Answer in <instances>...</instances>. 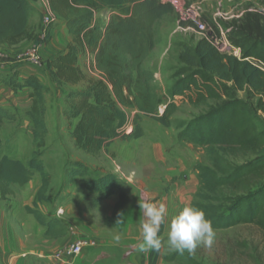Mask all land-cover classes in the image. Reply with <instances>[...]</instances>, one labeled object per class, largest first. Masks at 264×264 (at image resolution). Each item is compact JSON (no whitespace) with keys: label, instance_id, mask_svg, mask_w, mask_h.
<instances>
[{"label":"trees","instance_id":"trees-1","mask_svg":"<svg viewBox=\"0 0 264 264\" xmlns=\"http://www.w3.org/2000/svg\"><path fill=\"white\" fill-rule=\"evenodd\" d=\"M37 2L0 0V46L50 43L52 25L45 28L40 41L30 33V16ZM49 8L62 21L71 44L39 66L54 85L77 86L85 80L79 56L90 52L91 68L99 75V79H89L85 88L66 95L71 100L66 117L75 122L71 133L74 147L97 154L115 139H139L137 124L130 133L122 130L127 124L125 109L151 117L164 128L176 127L179 139L207 149L210 156V166L196 168L199 201L191 206L203 210L215 230L251 225L264 231V25L260 26V20L248 15L242 23H222L229 43L240 51L239 58L219 53L205 38L194 45L181 43L174 81L167 91L169 101L159 114L153 73L143 65L155 49L157 24L174 14L170 4L159 0H49ZM98 12H110L108 21L96 18ZM7 74L0 77V84L26 102L33 144L41 149L47 135L45 87L36 74L22 76L18 70ZM176 97L204 109L188 122L176 121ZM15 120V113L0 103V126ZM38 157L35 154L23 164L3 156L0 139V198L5 200L12 194V185L24 186L37 173L41 184L36 200L51 201L45 196L50 177ZM232 157L251 158L237 165L229 159ZM67 172L70 177L92 176L82 185L97 196L96 203L117 196L105 219L107 226H114L129 201L119 178L92 173L80 163ZM27 212L51 237L68 231L57 220H43L30 207ZM162 231L163 225L160 236ZM159 257L160 251L150 250L149 264H156ZM164 260L198 264L186 253L175 252Z\"/></svg>","mask_w":264,"mask_h":264},{"label":"rangeland","instance_id":"rangeland-1","mask_svg":"<svg viewBox=\"0 0 264 264\" xmlns=\"http://www.w3.org/2000/svg\"><path fill=\"white\" fill-rule=\"evenodd\" d=\"M35 10L30 16V33L35 41H40L48 24L42 16L46 11L54 18L49 9V0H37ZM183 9H191L208 25L216 24L224 31L222 23L237 20L242 23L248 15L257 17L260 26L263 19L255 13L244 12L249 8L264 5V0H177ZM110 13V12H109ZM108 12H98L96 18L108 21ZM237 13V17L231 18ZM215 21V22H214ZM52 40L42 47L26 41L17 47L0 46V55L8 58L0 69V77L7 76V71H29L37 73L45 87V122L47 135L45 146L36 149L30 133L31 125L25 116L27 104L21 97H14L12 91L0 84V102L15 113V122H5L0 126L1 155L26 164L37 154L50 177V184L45 196L50 202H37L36 193L41 181L37 173L27 185H12V194L5 200L0 198V240L14 239L12 225L28 226L24 220L31 214L28 207L34 209L43 220L56 219L67 227L65 244L76 238H92L99 244L110 245L116 255L123 256L124 264H149L150 250L140 251L137 247L142 240L141 223L146 219L142 205L145 202L163 205L166 209L165 222L160 238L165 241L160 250L156 264H179L176 261L164 260L165 256L175 253L167 246L169 223L185 206L198 202L199 190L198 166H210L207 149L194 146L179 139L176 127L164 128L151 117L136 111L125 109L127 124L122 129L130 133L137 124L141 137L137 140L115 139L97 154H87L73 145L71 133L74 121L67 120L70 101L66 95L70 90H80L87 86L89 79H99L98 73L91 68L92 54L83 52L79 56L78 66L85 75V80L77 86H56L44 67L32 64L28 58L35 49V56L40 62H47L57 55L62 48L71 44V38L61 20L51 24ZM225 33V31H224ZM203 38L188 22L181 19L174 9L172 16L162 19L156 27V46L144 63V68L153 73V90L160 99L159 114L169 101L167 91L173 83L175 68L178 66L179 45H194ZM242 97V95L240 94ZM178 111L173 119L188 122L197 116L203 106H192L180 97L174 98ZM264 120V117H263ZM251 157L229 158L235 164L246 162ZM74 163L86 166L90 172L98 174H114L119 178L121 187L128 196L127 205L120 210L114 226H107L105 219L111 214L117 196L96 203V195L87 191L82 182L92 178L89 174L84 178L70 177L68 169ZM63 209L57 215L59 209ZM32 219H35L33 216ZM13 223V224H12ZM13 225V226H14ZM41 227V226H40ZM31 229V227H29ZM39 229V230H38ZM42 228L35 227L33 237L28 235L29 242H39L45 247L51 238H40ZM15 233V232H13ZM19 233L15 234L18 235ZM24 235V232L23 234ZM119 235L117 242L114 236ZM25 238V237H24ZM23 238V239H24ZM96 253L102 250L99 246L91 248ZM188 254L187 252H185ZM198 264H264V231L251 225H238L228 229L215 230V243L211 248L201 245L195 254H188Z\"/></svg>","mask_w":264,"mask_h":264},{"label":"clouds","instance_id":"clouds-1","mask_svg":"<svg viewBox=\"0 0 264 264\" xmlns=\"http://www.w3.org/2000/svg\"><path fill=\"white\" fill-rule=\"evenodd\" d=\"M145 220L141 223L142 240L137 247L140 251L159 252L165 241L160 238L161 226L165 222L166 209L163 205L145 202L142 205ZM121 220H117L120 223ZM119 242L120 236H114ZM167 246L170 250L183 255L195 254L198 247L211 248L215 243V229L212 221L206 218L203 210L195 206H185L171 219L168 228Z\"/></svg>","mask_w":264,"mask_h":264},{"label":"crops","instance_id":"crops-1","mask_svg":"<svg viewBox=\"0 0 264 264\" xmlns=\"http://www.w3.org/2000/svg\"><path fill=\"white\" fill-rule=\"evenodd\" d=\"M244 12H248V10ZM234 17H237V13L231 16V18ZM65 48L66 47L62 48L61 50ZM17 70L22 76L29 74L37 75V73L34 72H23L19 69ZM0 103L2 104V102ZM61 210L63 211L62 208ZM30 216L26 217L24 220L26 224H29L28 226H18V228L15 229L14 227L16 226L12 223L14 225L11 226L14 239H6L2 236V240H0V264H124L123 256L120 254L116 255L115 249H113L110 245H104V243L98 245L99 248L105 249L100 253H96L93 251V249L91 250V248H85L76 256H63L60 262L52 260L50 256L60 248L67 245V243L65 244V239L67 237L68 231L64 236L57 238L51 237L46 234V228L37 223V221L32 219ZM38 226L44 230L42 236H39L40 238H51L45 247L39 246V244L44 243L39 242L37 245L35 242L31 243L27 239L28 235L33 237L34 229L35 227L38 228ZM29 227H31V229ZM23 232L24 235H22ZM17 233L19 234L14 237V235Z\"/></svg>","mask_w":264,"mask_h":264},{"label":"built area","instance_id":"built-area-1","mask_svg":"<svg viewBox=\"0 0 264 264\" xmlns=\"http://www.w3.org/2000/svg\"><path fill=\"white\" fill-rule=\"evenodd\" d=\"M162 3H168L170 4L174 9L178 11L180 14V17L183 21L188 22L191 26H193L198 34H200L203 38H205L211 46H213L219 53L224 54V55H231L235 56L237 58L240 57V51L239 49L233 47L223 30L216 24L217 32L218 34L215 33L214 31V25H208L204 21L200 19V17L196 14L195 16L192 15L191 9H183L181 5H179L177 0H159ZM49 4V2H48ZM50 9V8H49ZM249 12L258 14L264 21V5L257 7V8H249ZM43 22L45 24L51 25L52 23L54 24L56 22V18L54 16L51 17L50 13L46 11L44 13L43 17ZM215 22V21H214ZM35 49H33L30 54L28 60L35 65H40V61L35 56ZM5 56L0 55V67H3L4 64L2 60L5 59V64L8 62V58H4ZM263 116V115H262ZM264 117V116H263ZM63 211L59 209L57 211V214H61ZM99 245V242L92 239V238H76L74 241L70 242L66 246L60 248L57 250L53 255L50 256V258L54 261L60 262L63 256H76L78 255L83 249L85 248H94Z\"/></svg>","mask_w":264,"mask_h":264}]
</instances>
